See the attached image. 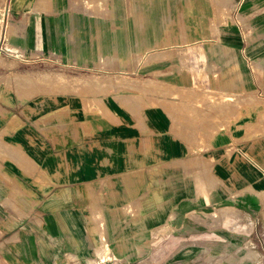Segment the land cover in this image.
Masks as SVG:
<instances>
[{
  "label": "crops",
  "instance_id": "0c3cea01",
  "mask_svg": "<svg viewBox=\"0 0 264 264\" xmlns=\"http://www.w3.org/2000/svg\"><path fill=\"white\" fill-rule=\"evenodd\" d=\"M0 46L129 78L0 80V264L263 259L264 0H0Z\"/></svg>",
  "mask_w": 264,
  "mask_h": 264
},
{
  "label": "rangeland",
  "instance_id": "374dc122",
  "mask_svg": "<svg viewBox=\"0 0 264 264\" xmlns=\"http://www.w3.org/2000/svg\"><path fill=\"white\" fill-rule=\"evenodd\" d=\"M19 60L0 54V80L29 94L36 92H97L113 91L117 84L128 82L127 75L119 72L76 69L47 58ZM104 87V89H101ZM254 264H264L263 259L249 250Z\"/></svg>",
  "mask_w": 264,
  "mask_h": 264
},
{
  "label": "built area",
  "instance_id": "2783aa9c",
  "mask_svg": "<svg viewBox=\"0 0 264 264\" xmlns=\"http://www.w3.org/2000/svg\"><path fill=\"white\" fill-rule=\"evenodd\" d=\"M1 53L4 55H7L8 57H14V58H17L19 60H27L24 55H22L18 52V50H15L12 48H7L6 46H0V54ZM44 59H47V58H44ZM50 59H53L56 63L62 64L61 62H59L58 60H56L54 58H50ZM62 65H64V64H62Z\"/></svg>",
  "mask_w": 264,
  "mask_h": 264
},
{
  "label": "bare ground",
  "instance_id": "6f19581e",
  "mask_svg": "<svg viewBox=\"0 0 264 264\" xmlns=\"http://www.w3.org/2000/svg\"><path fill=\"white\" fill-rule=\"evenodd\" d=\"M12 43V42H11Z\"/></svg>",
  "mask_w": 264,
  "mask_h": 264
}]
</instances>
